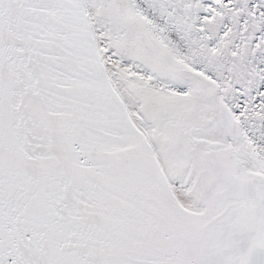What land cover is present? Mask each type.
<instances>
[{
  "label": "snow or ice",
  "instance_id": "1",
  "mask_svg": "<svg viewBox=\"0 0 264 264\" xmlns=\"http://www.w3.org/2000/svg\"><path fill=\"white\" fill-rule=\"evenodd\" d=\"M0 264H264V0H0Z\"/></svg>",
  "mask_w": 264,
  "mask_h": 264
}]
</instances>
